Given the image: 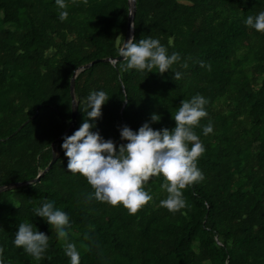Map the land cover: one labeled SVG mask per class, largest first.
Returning a JSON list of instances; mask_svg holds the SVG:
<instances>
[{
  "label": "trees",
  "instance_id": "16d2710c",
  "mask_svg": "<svg viewBox=\"0 0 264 264\" xmlns=\"http://www.w3.org/2000/svg\"><path fill=\"white\" fill-rule=\"evenodd\" d=\"M130 0H66L61 19L56 0H0V246L10 264H71L75 243L80 264H264V32L244 21L264 11V0H137L134 36L159 38L182 60L160 74L126 68L116 58L128 29ZM187 65L186 67L184 65ZM75 79L77 130L92 90H105L97 128L120 139L124 125L139 129L175 126L183 99L208 98V115L195 126L206 151L198 159L202 181L185 188L187 206L169 211L163 175L145 183L153 199L136 213L122 204L89 198L87 178L67 169L56 141L72 124ZM179 71L180 79H174ZM214 130L204 135L203 126ZM55 201L66 211L67 239L33 211ZM27 220L49 235L37 260L13 241Z\"/></svg>",
  "mask_w": 264,
  "mask_h": 264
},
{
  "label": "clouds",
  "instance_id": "9594fccd",
  "mask_svg": "<svg viewBox=\"0 0 264 264\" xmlns=\"http://www.w3.org/2000/svg\"><path fill=\"white\" fill-rule=\"evenodd\" d=\"M63 20L69 15L66 0H56ZM244 23L264 32V11L247 16ZM119 56L126 61V68L140 72L163 74L182 60L179 52L169 53L167 46L159 38L142 37L139 41L132 36L119 48ZM187 66L186 64L184 65ZM174 72V79L181 73ZM110 97L105 90H92L86 97V117L81 126L71 135L63 137L62 148L68 158L67 169L85 176L94 192L95 198L113 206L122 204L131 213H136L143 205L153 199L145 183L152 176L163 175L162 187L167 197L160 201L169 211H179L187 206L184 189L204 179L198 167V159L206 151V146L195 132V126L208 115V98L196 94L183 99L173 115L175 126L154 129L153 122H159L161 115L153 113L151 120L145 122L138 131L124 125L120 128V139L105 138L97 128L102 118V107ZM214 125L209 122L203 126L204 135L212 133ZM49 225L55 226L60 238L67 239L66 227L70 225L69 214L55 206V201L47 200L34 210ZM13 243L25 252L40 260L49 248V235L39 231L37 226L27 220L19 224ZM4 247L0 246V264H10L4 257ZM66 255L71 264H80L81 256L75 243L66 244Z\"/></svg>",
  "mask_w": 264,
  "mask_h": 264
},
{
  "label": "water",
  "instance_id": "95a60500",
  "mask_svg": "<svg viewBox=\"0 0 264 264\" xmlns=\"http://www.w3.org/2000/svg\"><path fill=\"white\" fill-rule=\"evenodd\" d=\"M136 2L137 0H130L129 1V4H130V14H129V19H128V29H127V32H126V36H125V42L130 39L132 36H134V18H135V14H136ZM122 61L124 60L122 57L118 56L116 58H111V57H108V58H101V59H97V60H94V61H91L85 65H82L80 67V70H84V69H87L91 66H93L96 62H99V61ZM78 74V71H76V73L73 75L72 77V81H71V95L73 97V109H72V124L70 125V127L64 132L63 135H61L56 141L58 140H61L65 135H67L73 128L74 126L76 125L77 123V113H78V103L76 101V98H75V79H76V76ZM55 144V143H54ZM53 144V159L51 160V162L49 163L48 167L39 174V176L36 178V179H33L31 181H25V182H15V183H11L9 185H6V186H1L0 187V191L2 190H7V189H10V188H13V187H17V186H20V185H24V184H27L29 182H34V181H39L40 180V177L42 175H44L46 172H48L53 164L56 162L57 158H58V153H57V148L56 146Z\"/></svg>",
  "mask_w": 264,
  "mask_h": 264
}]
</instances>
